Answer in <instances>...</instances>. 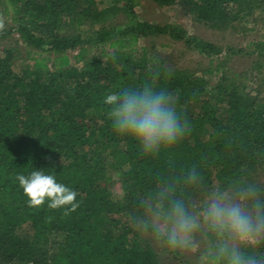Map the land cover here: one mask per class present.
<instances>
[{"label":"trees","instance_id":"16d2710c","mask_svg":"<svg viewBox=\"0 0 264 264\" xmlns=\"http://www.w3.org/2000/svg\"><path fill=\"white\" fill-rule=\"evenodd\" d=\"M153 1L182 4L197 19L215 22L249 15L262 0ZM0 5L5 16L12 15L27 53L45 54L19 74L14 50L0 53V264H161L131 218L143 216L142 201L162 187L174 184L177 197L190 204L215 179L226 191L255 185L264 198V97L223 75L213 102L205 78L154 61L149 54L154 48L141 39L168 35L209 57L210 65L222 47L183 25L140 19L136 0H0ZM123 15L122 22H107ZM13 29L4 27L0 39ZM254 45L245 53L264 60V39ZM145 83L173 94L190 127L159 158L145 156L135 141L113 130L104 102L109 94ZM193 166L202 177L195 188L185 182ZM110 168L121 173L120 200L111 191ZM35 170L76 191L79 208L65 216V209H51L47 202L29 207L16 177ZM24 222L32 232L20 228ZM63 236L71 241L67 249L61 248ZM248 251L264 255V246Z\"/></svg>","mask_w":264,"mask_h":264},{"label":"clouds","instance_id":"9594fccd","mask_svg":"<svg viewBox=\"0 0 264 264\" xmlns=\"http://www.w3.org/2000/svg\"><path fill=\"white\" fill-rule=\"evenodd\" d=\"M5 27L0 18V31ZM108 117L113 130L131 138L147 157L159 158L175 149L190 132L187 119L176 110L173 94L156 90L149 83L142 88H123L109 94ZM29 199V207L40 209L47 202L51 209H65L64 215L79 208L78 193L54 175L35 170L16 177ZM202 177L195 166L188 170L185 182L197 187ZM176 186L169 184L142 201L143 216H133L132 226L170 251L195 252L199 248L197 234L211 238L200 253L201 264H264V255L248 251L264 246V198L260 190L249 184L232 191L218 188L199 206L177 197Z\"/></svg>","mask_w":264,"mask_h":264},{"label":"rangeland","instance_id":"374dc122","mask_svg":"<svg viewBox=\"0 0 264 264\" xmlns=\"http://www.w3.org/2000/svg\"><path fill=\"white\" fill-rule=\"evenodd\" d=\"M136 2L135 11L140 19L162 26L169 23L183 25L190 33L209 40L223 49L220 55L212 59L213 62L210 65L211 59L209 57L187 47L183 41L172 39L168 35L150 39L142 38V45H146L149 49L154 48L150 49L149 52L150 55H153L154 61L161 59L164 60L166 66H170L172 69H186L197 77L205 78L207 81L206 95L213 102L216 97V85L221 82L223 75H229L233 82L245 87V91H250L253 88L252 93L254 95L259 93L261 97H264V60L258 57L256 53H245L255 48L254 43L256 41L264 39V0L259 1L249 15H241L238 19L234 18L229 21L218 20L215 22L197 19L194 14L186 11L184 5L179 3L161 6L153 0H136ZM122 17L124 15L107 22H122L124 20ZM0 18L4 20L6 29L14 28L9 36L0 39V53L5 48H12L14 50L13 66L17 73L22 74L24 66L29 65L33 68L35 63L33 57H42L45 54L27 53L28 48L21 34L16 30V23L12 15L5 16L2 5H0ZM230 48L243 49L244 52H232L233 50ZM69 53L73 56L76 51H69ZM221 63L219 70L205 71L211 66L216 69ZM110 174L113 177L110 185L111 191L114 197L120 200L123 197L120 170L110 168ZM262 179H264V172ZM218 183L219 181L215 179L211 188L208 187L199 194L200 196H195L191 204L201 205L212 191L218 189ZM126 218L129 219L128 214H126ZM121 219L124 220L125 217H121ZM20 228L27 232L33 231L28 222H24ZM140 234L142 238L147 239L152 244L161 264H201L200 253L210 245V239L206 235L198 233L196 239L199 248L197 251H170L162 244L157 243L150 232L146 235L141 232ZM60 242L62 249L70 247L71 241L66 236H63Z\"/></svg>","mask_w":264,"mask_h":264}]
</instances>
